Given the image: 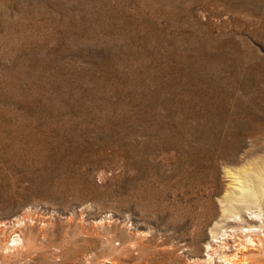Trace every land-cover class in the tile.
Instances as JSON below:
<instances>
[{"label": "rangeland", "instance_id": "1", "mask_svg": "<svg viewBox=\"0 0 264 264\" xmlns=\"http://www.w3.org/2000/svg\"><path fill=\"white\" fill-rule=\"evenodd\" d=\"M262 195L264 0H0V264H264Z\"/></svg>", "mask_w": 264, "mask_h": 264}, {"label": "bare ground", "instance_id": "2", "mask_svg": "<svg viewBox=\"0 0 264 264\" xmlns=\"http://www.w3.org/2000/svg\"><path fill=\"white\" fill-rule=\"evenodd\" d=\"M247 168V167H246ZM250 168V167H249ZM256 173V172H255ZM254 175V174H253ZM250 176V175H249ZM255 176V175H254ZM238 178V177H237ZM235 179H236V177H235ZM240 179V178H239ZM243 179V178H242ZM251 179V178H250ZM252 180V179H251ZM236 181H238V180H236ZM240 181H241V179H240ZM239 181V182H240ZM239 182H237V183H239ZM242 182V181H241ZM251 182V181H250ZM240 184V183H239ZM245 184V183H244ZM247 184V183H246ZM249 184V183H248ZM247 184V185H248ZM235 186H239V185H235ZM234 186V187H235ZM242 187V186H241ZM244 187V186H243ZM236 188V187H235ZM235 188H233V189H235ZM240 188V187H239ZM235 190H238V187H237V189H235ZM242 190V189H241ZM243 190H246V189H244L243 188ZM249 190H251V189H249ZM255 190V189H254ZM247 191H248V189H247ZM231 192V191H230ZM233 192H235V191H233ZM241 193H243V191L241 192ZM232 194V193H231ZM230 194V195H231ZM256 194V193H255ZM233 195V194H232ZM245 195V194H244ZM251 195V194H250ZM234 196V195H233ZM263 196V195H262ZM231 197V196H230ZM239 197V196H238ZM248 197H250V196H248ZM253 197V196H252ZM264 197V196H263ZM229 198V197H228ZM245 198V197H244ZM235 199H237L236 198V196H235ZM242 199V198H241ZM240 199V200H241ZM252 199V198H251ZM253 199H254V197H253ZM258 199V198H257ZM228 200V199H227ZM232 200H234V199H232ZM239 200V199H238ZM239 200V201H240ZM243 200V199H242ZM249 201H250V199H248ZM237 201V200H236ZM230 202V201H229ZM233 202H235V200L233 201ZM249 203H251V202H249ZM257 203V202H256ZM259 203V202H258ZM262 204V203H261ZM234 205V207H238L240 210H238L237 211V213H236V215L237 216H239V217H243L244 216V214L242 215V211H243V209H245V207H249L247 204H233ZM251 205V204H250ZM225 206V205H224ZM252 206V205H251ZM253 207V206H252ZM260 207V206H259ZM225 208V207H224ZM233 209V208H232ZM249 209V211H248V213H252L254 210H252L250 207L248 208ZM247 209V210H248ZM259 209V208H258ZM237 210V209H236ZM260 211V210H259ZM247 213V214H248ZM261 212H259V214H260ZM224 215V214H223ZM231 215V214H230ZM235 215V214H234ZM257 215V214H256ZM225 216V215H224ZM223 216V217H224ZM227 216V215H226ZM254 217V216H253ZM237 218V217H236ZM246 219H248V218H246ZM225 220V219H224ZM225 222V221H224ZM232 224V223H231ZM216 225V224H215ZM220 225V224H219ZM221 226V225H220ZM242 226V225H241ZM250 226V225H249ZM255 226H256V224H255ZM232 227V226H231ZM243 227V226H242ZM228 228V227H227ZM215 229V228H214ZM226 229V228H225ZM224 229V230H225ZM249 229V228H248ZM253 230V229H252ZM258 231V230H257ZM244 232V231H243ZM250 232V231H249ZM221 234H226V231L225 232H221ZM218 235V234H217ZM228 236L226 237V238H223V248L224 249H222V247H221V250H220V257H221V259L223 260V261H226V262H231V264H247L248 263V256L246 255V254H243V252L241 251L242 249H238V250H236V252L235 253H233L234 255H231V254H229L230 252H228V249L230 248V241H231V239H232V234H230V232H229V234H227ZM237 236V235H236ZM20 237V236H19ZM223 237V236H222ZM213 238V237H212ZM245 239V238H244ZM262 239V238H261ZM260 239V240H261ZM19 240V238L17 239V237L16 238H14L12 241L14 242V241H18ZM222 240V239H221ZM220 240V241H221ZM239 241V240H238ZM242 242V241H241ZM260 242V241H259ZM251 243V242H250ZM240 244V243H239ZM243 244V243H242ZM245 244H246V242H245ZM222 245V244H221ZM263 245V244H262ZM217 247V246H216ZM239 247V246H238ZM218 248H219V246H218ZM213 249H214V247H213ZM216 251H217V249H215ZM214 252V251H213ZM240 252H242V254L243 255H241L242 257H239L240 255H238V253H240ZM232 253V252H231ZM210 255V254H209ZM212 255V254H211ZM214 255H215V253H214ZM246 255V256H245ZM252 255V254H251ZM259 255V254H258ZM255 257V256H254ZM210 258H212V256H210ZM209 259V258H208ZM255 259H257V258H255ZM213 260V259H212ZM210 261V260H209ZM256 264H258V261H256L255 262Z\"/></svg>", "mask_w": 264, "mask_h": 264}]
</instances>
